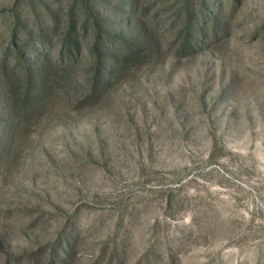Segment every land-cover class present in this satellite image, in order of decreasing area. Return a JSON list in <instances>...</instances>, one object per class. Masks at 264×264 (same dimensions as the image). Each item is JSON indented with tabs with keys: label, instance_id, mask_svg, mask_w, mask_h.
I'll use <instances>...</instances> for the list:
<instances>
[{
	"label": "rangeland",
	"instance_id": "1",
	"mask_svg": "<svg viewBox=\"0 0 264 264\" xmlns=\"http://www.w3.org/2000/svg\"><path fill=\"white\" fill-rule=\"evenodd\" d=\"M57 260L264 264V0H0V264Z\"/></svg>",
	"mask_w": 264,
	"mask_h": 264
},
{
	"label": "trees",
	"instance_id": "2",
	"mask_svg": "<svg viewBox=\"0 0 264 264\" xmlns=\"http://www.w3.org/2000/svg\"><path fill=\"white\" fill-rule=\"evenodd\" d=\"M23 34L25 37H27V35H26L27 33L23 32ZM108 60L109 61L107 62V65L109 67V70H107L106 68H103V70L99 71L98 74L95 76V80L92 84V94H96L99 86H101V81H103V77H105L106 75L110 76V74L112 72L110 69H112L113 66H115L118 62V59L114 58V57H112ZM58 263H59V261L57 260L53 264H58Z\"/></svg>",
	"mask_w": 264,
	"mask_h": 264
}]
</instances>
